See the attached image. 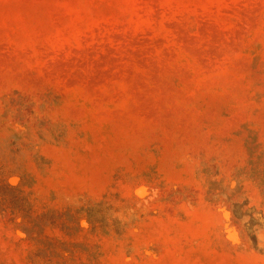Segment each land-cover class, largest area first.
<instances>
[{"label":"rangeland","instance_id":"374dc122","mask_svg":"<svg viewBox=\"0 0 264 264\" xmlns=\"http://www.w3.org/2000/svg\"><path fill=\"white\" fill-rule=\"evenodd\" d=\"M0 264H264V0H0Z\"/></svg>","mask_w":264,"mask_h":264},{"label":"trees","instance_id":"16d2710c","mask_svg":"<svg viewBox=\"0 0 264 264\" xmlns=\"http://www.w3.org/2000/svg\"><path fill=\"white\" fill-rule=\"evenodd\" d=\"M12 188H3L0 186V210H5V208H11L12 210H22L21 199L15 195V192L11 190Z\"/></svg>","mask_w":264,"mask_h":264}]
</instances>
